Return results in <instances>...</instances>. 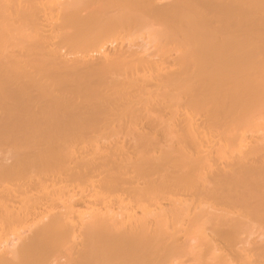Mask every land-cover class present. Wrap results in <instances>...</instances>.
<instances>
[{
    "label": "bare ground",
    "instance_id": "bare-ground-1",
    "mask_svg": "<svg viewBox=\"0 0 264 264\" xmlns=\"http://www.w3.org/2000/svg\"><path fill=\"white\" fill-rule=\"evenodd\" d=\"M0 264H264V0H0Z\"/></svg>",
    "mask_w": 264,
    "mask_h": 264
}]
</instances>
